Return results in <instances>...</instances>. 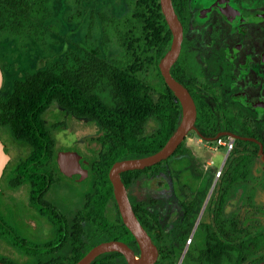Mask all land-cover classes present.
I'll return each instance as SVG.
<instances>
[{
  "label": "flooded vegetation",
  "instance_id": "flooded-vegetation-1",
  "mask_svg": "<svg viewBox=\"0 0 264 264\" xmlns=\"http://www.w3.org/2000/svg\"><path fill=\"white\" fill-rule=\"evenodd\" d=\"M136 3L126 0L123 15L114 16H131ZM157 3L162 13L160 0L155 6ZM171 3L182 26V41L170 74L193 98L195 127L171 156L136 169L143 172L128 184L123 182L129 201L157 246L155 264H176L177 255L181 256L179 264H264V0ZM156 27L164 29L162 24ZM171 41L172 33L165 52ZM133 59L137 61L138 56L133 55ZM0 67L3 88L5 67L1 60ZM141 78L149 84L148 93L154 100L168 98L170 88L159 67L144 69ZM175 102L180 105L177 98ZM52 105L61 107L69 118L88 121L58 104ZM52 105L43 113V121ZM151 122L156 127L147 131ZM60 125L67 126V122ZM157 128L158 123L151 119L145 132L150 134ZM48 131L55 161H42V165L33 157L31 143L13 135L5 138L0 131L8 158L0 176V263L68 264L77 252L78 239L86 244L97 237V227L87 212L88 199L95 192L91 163L98 158L101 146L94 138L98 151L89 158L86 138L80 142L84 152L75 138L58 149ZM189 138H195V143L188 145ZM227 139L230 148L216 144L217 140ZM223 149L222 158L205 153ZM61 151L71 152L79 161L78 175L69 176L60 170L57 157ZM61 176L73 183L89 180L90 193L72 217L45 199ZM23 195L28 196L26 200ZM171 201L177 206L169 211ZM104 211L106 217L117 219L120 212L115 197ZM36 214L45 218L44 227L53 237L44 244L31 239L36 228L32 217ZM134 240L136 245L130 247L139 256L140 248ZM213 251L221 257L219 262H205L200 256Z\"/></svg>",
  "mask_w": 264,
  "mask_h": 264
},
{
  "label": "trees",
  "instance_id": "trees-1",
  "mask_svg": "<svg viewBox=\"0 0 264 264\" xmlns=\"http://www.w3.org/2000/svg\"><path fill=\"white\" fill-rule=\"evenodd\" d=\"M52 1L0 0V33L43 41L50 31L47 22ZM155 1L158 0H137L133 14L125 19L106 11L91 14L86 41L91 38L98 20L101 46L106 48L115 41L122 50L120 60L107 59L102 50L87 46L69 48L60 58L49 60L42 68L15 79L6 97L0 95V131L8 129L15 139L31 143L33 157L40 165L42 161H55L53 140L42 117L52 104L87 118L100 128L96 141L101 151L91 163L95 192L88 199L87 212L97 227V237L86 244L78 239L77 252H73L68 264L78 261L101 241L120 240L129 246L136 245L119 214L114 221L105 215L107 202L114 201L109 170L116 161L158 151L180 119V105L175 102L174 93L168 89V98L156 101L148 93L149 84L141 78L144 69L158 68V60L171 40V32ZM158 24L164 29L156 27ZM133 55L138 56L137 61ZM151 119L158 123V128L146 134V124ZM140 172L143 171L122 173L123 182L128 184ZM200 256L205 262L221 259L216 252H204ZM91 264H126V261L121 253L112 252L101 255Z\"/></svg>",
  "mask_w": 264,
  "mask_h": 264
},
{
  "label": "rangeland",
  "instance_id": "rangeland-1",
  "mask_svg": "<svg viewBox=\"0 0 264 264\" xmlns=\"http://www.w3.org/2000/svg\"><path fill=\"white\" fill-rule=\"evenodd\" d=\"M125 6L126 0H53L51 17L47 22L50 31L43 41L39 42L30 36L0 33V60L5 67V81L0 95L6 97L15 79H21L27 73L42 68L49 60L60 58L63 52L69 48L87 46L102 50L107 59L120 58L122 50L115 44V41L108 44L106 48L101 46L102 31L98 20L94 23L91 38L88 41H86V36L92 13L97 14L100 11H106L111 15L119 16L123 15ZM44 121L54 136L56 148L67 147L75 138L77 143L76 141L74 143L84 152L85 146L80 142L81 138H86L87 156L89 158L96 156L98 148L93 142L99 133V128L93 121H77L69 118L63 109L57 105H52L45 113ZM61 122H67V126L60 125ZM155 127L156 125L151 122L147 131H152ZM1 132L5 138H9L11 135L8 129H2ZM195 140V138H189L188 145L194 144ZM224 151V149L208 150L205 153L222 158ZM88 181L73 183L61 176L45 199L57 206L64 214L72 217L80 209V204L84 203L85 196L90 190ZM27 197L25 195L23 199L26 200ZM176 206L177 204L171 201L167 205V209L171 211ZM6 214L9 215V213ZM9 216H7L8 219H10ZM32 221L36 224L32 233L33 238L31 237L35 243L44 244L53 238L51 230L44 227L46 225L45 218L36 214L35 217H32ZM180 257L177 255L174 258L176 264H179Z\"/></svg>",
  "mask_w": 264,
  "mask_h": 264
},
{
  "label": "water",
  "instance_id": "water-1",
  "mask_svg": "<svg viewBox=\"0 0 264 264\" xmlns=\"http://www.w3.org/2000/svg\"><path fill=\"white\" fill-rule=\"evenodd\" d=\"M162 13L172 33V41L169 49L161 56L158 67L171 91L174 93L181 105L180 119L176 129L168 138L166 143L158 151L140 158H127L116 161L109 170V179L113 186V193L124 225L129 229L136 239L140 248L137 256L134 250L125 242L110 240L99 243L91 248L81 259L74 264H91L99 256L119 252L127 264H155L158 258V249L151 236L137 219L128 198L126 187L121 179V173L129 170L144 169L171 156L183 142L188 132L194 129L196 119V107L188 90L176 81L170 74V67L178 57L182 41V26L174 12L171 0H160ZM3 85V72L0 67V91ZM7 155L0 142V176L7 162ZM60 170L69 176H76L81 167L79 161L73 157L71 152L61 151L57 157ZM85 174V171H84ZM3 264V263H0Z\"/></svg>",
  "mask_w": 264,
  "mask_h": 264
},
{
  "label": "built area",
  "instance_id": "built-area-1",
  "mask_svg": "<svg viewBox=\"0 0 264 264\" xmlns=\"http://www.w3.org/2000/svg\"><path fill=\"white\" fill-rule=\"evenodd\" d=\"M216 144L218 145V146H225L226 148H230V141H229V139H227V140H225V141H223V140H217L216 141Z\"/></svg>",
  "mask_w": 264,
  "mask_h": 264
}]
</instances>
